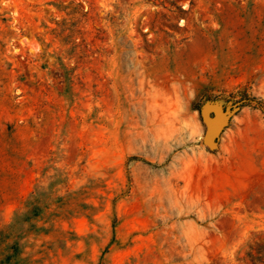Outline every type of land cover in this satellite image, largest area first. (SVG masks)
Instances as JSON below:
<instances>
[{
    "label": "rangeland",
    "instance_id": "rangeland-1",
    "mask_svg": "<svg viewBox=\"0 0 264 264\" xmlns=\"http://www.w3.org/2000/svg\"><path fill=\"white\" fill-rule=\"evenodd\" d=\"M1 229L0 264H264V0H0Z\"/></svg>",
    "mask_w": 264,
    "mask_h": 264
},
{
    "label": "trees",
    "instance_id": "trees-1",
    "mask_svg": "<svg viewBox=\"0 0 264 264\" xmlns=\"http://www.w3.org/2000/svg\"><path fill=\"white\" fill-rule=\"evenodd\" d=\"M254 99L253 96L247 94V93H241L239 99L237 100V104L241 105V104H246L251 102ZM255 100V99H254ZM255 104H259L257 101H255ZM9 234V232H6V230L1 229L0 230V239L2 237H5Z\"/></svg>",
    "mask_w": 264,
    "mask_h": 264
},
{
    "label": "water",
    "instance_id": "water-1",
    "mask_svg": "<svg viewBox=\"0 0 264 264\" xmlns=\"http://www.w3.org/2000/svg\"><path fill=\"white\" fill-rule=\"evenodd\" d=\"M207 136L209 137L208 140L205 139ZM204 140H205V141H208V142H212L213 138H212V136H210V135H206V136L204 137Z\"/></svg>",
    "mask_w": 264,
    "mask_h": 264
},
{
    "label": "bare ground",
    "instance_id": "bare-ground-1",
    "mask_svg": "<svg viewBox=\"0 0 264 264\" xmlns=\"http://www.w3.org/2000/svg\"><path fill=\"white\" fill-rule=\"evenodd\" d=\"M205 139H206V140H208V139H209V137L207 136Z\"/></svg>",
    "mask_w": 264,
    "mask_h": 264
}]
</instances>
